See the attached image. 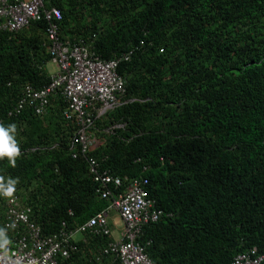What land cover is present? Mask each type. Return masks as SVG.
Here are the masks:
<instances>
[{
	"label": "trees",
	"instance_id": "1",
	"mask_svg": "<svg viewBox=\"0 0 264 264\" xmlns=\"http://www.w3.org/2000/svg\"><path fill=\"white\" fill-rule=\"evenodd\" d=\"M43 4L61 13V41L118 62L125 88L121 105L94 123L102 146L82 157L71 150L77 125L62 117L60 98L42 117L9 116L24 86L50 82L46 24L0 34V124L16 125L20 148L15 166L0 159V177L17 181L12 196L31 209L43 235L63 225L75 231L110 206L97 195L92 158L100 173L126 180L114 194L147 182L162 213L138 240L152 264L264 255V0ZM9 198L0 196V233ZM81 237L60 264H120L102 255L112 238Z\"/></svg>",
	"mask_w": 264,
	"mask_h": 264
},
{
	"label": "built area",
	"instance_id": "2",
	"mask_svg": "<svg viewBox=\"0 0 264 264\" xmlns=\"http://www.w3.org/2000/svg\"><path fill=\"white\" fill-rule=\"evenodd\" d=\"M61 20L58 10H45L43 0H0V34L14 35L31 23L46 24L48 65L54 70L46 87L40 90L28 85L23 87L9 116L17 117L30 110L35 116L42 117L48 112L52 100L60 98L65 104L62 117L77 125L71 150L87 157L103 144L93 133L94 123L121 105L125 94L124 82L117 75V61H102L83 44L61 41ZM77 154L73 155L74 159ZM87 164L94 183L98 185L97 195L110 202L108 209L75 231H68L63 225L56 234L44 236L31 219V209L24 206L17 196L10 197L0 233V237L7 239L4 251H0V264H60L69 260L76 251L75 235L90 233L112 238L109 227L111 212L120 218L122 232L117 240L107 245L102 255L115 256L120 264H152L138 240L142 229L156 223L162 213L146 193L147 182L133 180L128 182L122 193L114 194V190L121 189L126 180L100 173L97 161L92 158L87 160ZM231 264H264V255L257 256L252 250L237 256Z\"/></svg>",
	"mask_w": 264,
	"mask_h": 264
},
{
	"label": "clouds",
	"instance_id": "3",
	"mask_svg": "<svg viewBox=\"0 0 264 264\" xmlns=\"http://www.w3.org/2000/svg\"><path fill=\"white\" fill-rule=\"evenodd\" d=\"M16 125L7 126L0 124V159L7 158L8 162L15 166L16 158L20 154V148L16 140ZM17 181L0 177V196L11 197L15 191Z\"/></svg>",
	"mask_w": 264,
	"mask_h": 264
},
{
	"label": "rangeland",
	"instance_id": "4",
	"mask_svg": "<svg viewBox=\"0 0 264 264\" xmlns=\"http://www.w3.org/2000/svg\"><path fill=\"white\" fill-rule=\"evenodd\" d=\"M47 71L49 74H52L54 70L51 66L48 65ZM109 217H110L109 218V227H110V230L112 233V238L118 239L119 234H120L121 229H122V223L120 221V218L118 217V215L115 212H111ZM81 238H82L81 235H75L74 236V239L76 241L81 240ZM0 242H1L0 243V249L3 252L4 251L3 247H4L6 242L3 239H1Z\"/></svg>",
	"mask_w": 264,
	"mask_h": 264
},
{
	"label": "crops",
	"instance_id": "5",
	"mask_svg": "<svg viewBox=\"0 0 264 264\" xmlns=\"http://www.w3.org/2000/svg\"><path fill=\"white\" fill-rule=\"evenodd\" d=\"M121 232H122V229H121ZM121 232H120V234H121ZM120 234H119V236H120ZM119 238V237H118ZM81 240H82V238H81ZM112 240H117V239H114V238H112ZM80 241V240H79Z\"/></svg>",
	"mask_w": 264,
	"mask_h": 264
}]
</instances>
